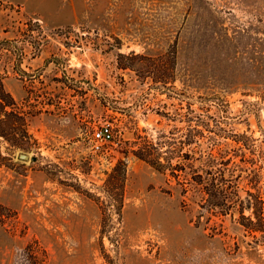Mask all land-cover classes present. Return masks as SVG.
Wrapping results in <instances>:
<instances>
[{
  "label": "rangeland",
  "instance_id": "374dc122",
  "mask_svg": "<svg viewBox=\"0 0 264 264\" xmlns=\"http://www.w3.org/2000/svg\"><path fill=\"white\" fill-rule=\"evenodd\" d=\"M0 49V264H264V0H0Z\"/></svg>",
  "mask_w": 264,
  "mask_h": 264
},
{
  "label": "trees",
  "instance_id": "16d2710c",
  "mask_svg": "<svg viewBox=\"0 0 264 264\" xmlns=\"http://www.w3.org/2000/svg\"><path fill=\"white\" fill-rule=\"evenodd\" d=\"M1 50V49H0ZM15 106L16 103L14 101V99L12 98V96L6 92L3 82L0 81V130H2V125H4V123H8L9 119H11V117H15L19 120H22V117L15 111ZM8 109H10V111H8ZM8 128L9 130H11L10 132H14L15 128H16V123H11L9 122L8 124ZM10 136V135H8ZM207 174H210L209 171H207ZM212 182L211 183H205L207 185H204V178L202 175H197L196 176V180L195 182L197 184H201L204 186L205 190L207 191V194L210 196V200L213 201V206L214 207H220L222 206V203H219L220 199L223 200V204L225 206H227V190L225 189V187H221V185L218 184V179L216 177H212ZM223 181V180H222ZM225 189V190H224ZM252 199L254 200L255 203L257 204H262V199L259 196H252ZM250 208L252 206V201L248 200ZM234 203H231L229 206L232 207ZM229 208V207H228ZM241 215L244 218V210L241 211ZM253 216L255 217V219L258 221L259 225L255 226V224L253 225L254 227L251 228L252 231H258V232H263L264 230L262 229L264 226V210L262 211H257L255 210L253 212ZM30 253L32 255L28 256L30 257V259L32 260L31 262H27V264H41L39 263L37 257L35 256V253L30 251Z\"/></svg>",
  "mask_w": 264,
  "mask_h": 264
},
{
  "label": "built area",
  "instance_id": "2783aa9c",
  "mask_svg": "<svg viewBox=\"0 0 264 264\" xmlns=\"http://www.w3.org/2000/svg\"><path fill=\"white\" fill-rule=\"evenodd\" d=\"M112 138L111 129L104 128L100 132L94 134V139L97 143H107Z\"/></svg>",
  "mask_w": 264,
  "mask_h": 264
}]
</instances>
